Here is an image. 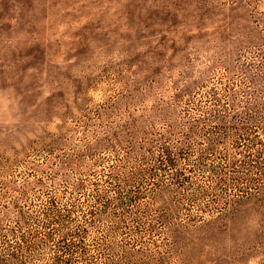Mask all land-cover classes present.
Here are the masks:
<instances>
[{"label": "rangeland", "instance_id": "374dc122", "mask_svg": "<svg viewBox=\"0 0 264 264\" xmlns=\"http://www.w3.org/2000/svg\"><path fill=\"white\" fill-rule=\"evenodd\" d=\"M0 264H264V0H0Z\"/></svg>", "mask_w": 264, "mask_h": 264}]
</instances>
